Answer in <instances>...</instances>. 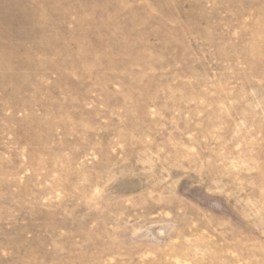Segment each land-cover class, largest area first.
Returning <instances> with one entry per match:
<instances>
[{
    "label": "rangeland",
    "instance_id": "374dc122",
    "mask_svg": "<svg viewBox=\"0 0 264 264\" xmlns=\"http://www.w3.org/2000/svg\"><path fill=\"white\" fill-rule=\"evenodd\" d=\"M0 264H264V0H0Z\"/></svg>",
    "mask_w": 264,
    "mask_h": 264
}]
</instances>
